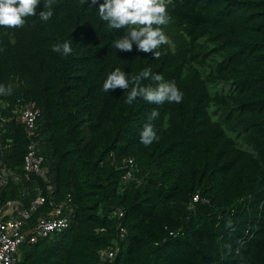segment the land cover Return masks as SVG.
<instances>
[{"label": "trees", "instance_id": "obj_1", "mask_svg": "<svg viewBox=\"0 0 264 264\" xmlns=\"http://www.w3.org/2000/svg\"><path fill=\"white\" fill-rule=\"evenodd\" d=\"M102 2L55 0L46 22L0 27V84L13 88L0 95L2 145L11 143L0 159L21 170L29 138L18 110L33 104L43 167L74 206L69 226L26 247L20 264H264V0H168L159 59L111 46L125 29L100 20ZM65 40L71 55L52 51ZM116 68H150L182 102L125 103L123 90H102ZM146 123L159 137L147 147ZM130 157L137 171L123 182Z\"/></svg>", "mask_w": 264, "mask_h": 264}, {"label": "clouds", "instance_id": "obj_2", "mask_svg": "<svg viewBox=\"0 0 264 264\" xmlns=\"http://www.w3.org/2000/svg\"><path fill=\"white\" fill-rule=\"evenodd\" d=\"M40 2L41 0H0V27L21 28L28 17L37 15L41 21L50 20L54 15L55 0H47L43 4V11L37 13L36 9ZM81 3H87L92 7L98 3V0H81ZM167 7L168 0H103L99 3L97 12L100 20L110 29H125L123 36L112 41L111 46L116 50L130 52L135 44L137 51L151 53L154 59H159L162 55L159 49L168 43L163 31V26L170 22ZM52 51L69 56L72 54V43L70 40H65L53 45ZM144 80H150L151 83L143 84ZM116 89L127 93L125 103L129 105L138 97L156 105L165 102L180 103L183 98V93L174 81L165 80L159 73L153 74L150 68H145L131 77L120 68L114 69L104 80L102 90L109 92ZM12 91L11 85L0 84V95H11ZM158 115L159 112L153 109L149 120H154ZM139 135L140 143L146 147L159 140L151 123H146ZM33 138L37 146L35 136ZM43 169L45 170L44 167ZM45 175L48 178L46 170Z\"/></svg>", "mask_w": 264, "mask_h": 264}, {"label": "built area", "instance_id": "obj_3", "mask_svg": "<svg viewBox=\"0 0 264 264\" xmlns=\"http://www.w3.org/2000/svg\"><path fill=\"white\" fill-rule=\"evenodd\" d=\"M23 109L18 119L29 140L22 156L21 170L7 166L0 159V193L4 192V195L0 194V264H20L25 248L66 229L74 210L71 193L66 192L61 197L42 167L43 158L33 138L39 110L33 104L25 105ZM7 121L8 118L0 114V129ZM10 148V142L2 145L0 134V154ZM123 166L122 181L133 179L137 171L134 159L126 158ZM10 185L17 187V197L8 196ZM200 199L197 193L192 196L193 202ZM202 201L208 202V199L202 198ZM114 214L122 217L123 211L116 209ZM124 234L125 228L119 226L118 236L123 238ZM169 235L175 237L178 232L170 231ZM116 252V248L103 249L100 257L102 260L112 259Z\"/></svg>", "mask_w": 264, "mask_h": 264}]
</instances>
